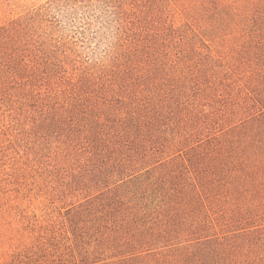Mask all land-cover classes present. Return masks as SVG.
<instances>
[{"label": "trees", "instance_id": "obj_1", "mask_svg": "<svg viewBox=\"0 0 264 264\" xmlns=\"http://www.w3.org/2000/svg\"><path fill=\"white\" fill-rule=\"evenodd\" d=\"M50 4L83 8L106 48L33 40L27 15L0 28V87L54 201L75 199L74 261L264 264V0Z\"/></svg>", "mask_w": 264, "mask_h": 264}, {"label": "rangeland", "instance_id": "obj_2", "mask_svg": "<svg viewBox=\"0 0 264 264\" xmlns=\"http://www.w3.org/2000/svg\"><path fill=\"white\" fill-rule=\"evenodd\" d=\"M51 1L0 0V28L39 11L43 22L32 32L33 40L39 35L59 39L72 47L69 54L85 59L100 56L108 42L105 29L94 24L83 32V8L56 6ZM165 11L171 22L173 10L171 16ZM176 16L178 25L186 22L179 9ZM14 35L15 40L6 41L2 48L16 54L19 33ZM13 92L11 86L0 87V264H83L81 258L74 261L72 233L64 225L75 199L54 201L49 174L30 148L35 141L27 132L30 126L12 111L17 106Z\"/></svg>", "mask_w": 264, "mask_h": 264}]
</instances>
